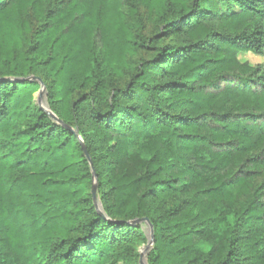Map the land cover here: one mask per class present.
<instances>
[{"label": "trees", "instance_id": "16d2710c", "mask_svg": "<svg viewBox=\"0 0 264 264\" xmlns=\"http://www.w3.org/2000/svg\"><path fill=\"white\" fill-rule=\"evenodd\" d=\"M125 1L0 0V264H264V0Z\"/></svg>", "mask_w": 264, "mask_h": 264}, {"label": "rangeland", "instance_id": "374dc122", "mask_svg": "<svg viewBox=\"0 0 264 264\" xmlns=\"http://www.w3.org/2000/svg\"><path fill=\"white\" fill-rule=\"evenodd\" d=\"M71 1L72 0H65L64 4L68 5ZM135 1H136L135 4L138 5V9H133L132 6L131 5L129 6V4L125 1V4L123 5V15L126 19V22L132 29H135L138 25L142 24V26L144 27L143 34L145 36H148L153 32L154 25L156 23V13L154 12V10L149 4H146V2H143L142 0H135ZM96 40L98 44L101 45V39H100V35L98 34V31L96 32ZM241 56L242 57L239 56V58L242 61L248 60L252 64L263 62V58L261 56L254 55L252 53H245L244 55L241 54ZM43 101L44 102L46 101V96L43 98ZM146 243L147 242L139 246L138 248L139 255H140V252L142 251L143 246ZM139 255H138V261L140 258ZM144 260L147 261L146 256L144 257ZM118 264H124V263L120 262Z\"/></svg>", "mask_w": 264, "mask_h": 264}, {"label": "water", "instance_id": "95a60500", "mask_svg": "<svg viewBox=\"0 0 264 264\" xmlns=\"http://www.w3.org/2000/svg\"><path fill=\"white\" fill-rule=\"evenodd\" d=\"M34 79H37L41 85L39 92L37 93V103L39 104L40 107L44 108L45 110H47L49 113H51L53 115V117L60 123H62V120L59 119L50 109L47 101H43V98L46 96V87L44 84V81L39 78V77H33ZM3 81L6 80H11V78L9 77H4L2 78ZM70 129H72L70 127ZM73 130V129H72ZM74 132L76 133V131L74 130ZM83 143V141H82ZM83 150L84 153L87 157V159L90 162V165H92V160L91 157L87 151L86 146L83 144ZM95 182H96V176H95ZM92 196L95 202L96 207L103 213V209H102V204L100 199L98 198L97 195V187L96 184L93 185L92 187ZM133 223L135 224H143L145 227V230H149V234L146 232L147 237H148V241L147 243L143 246L142 251L140 252V258H139V264H148L147 261L144 260V257L147 256L148 252L150 251V249L153 247V243H154V232H153V225L151 223V221L147 218V217H141V218H136L133 220Z\"/></svg>", "mask_w": 264, "mask_h": 264}, {"label": "bare ground", "instance_id": "6f19581e", "mask_svg": "<svg viewBox=\"0 0 264 264\" xmlns=\"http://www.w3.org/2000/svg\"><path fill=\"white\" fill-rule=\"evenodd\" d=\"M149 231V230H148ZM148 234H149V232H148Z\"/></svg>", "mask_w": 264, "mask_h": 264}]
</instances>
